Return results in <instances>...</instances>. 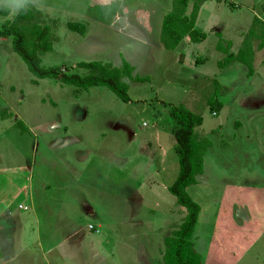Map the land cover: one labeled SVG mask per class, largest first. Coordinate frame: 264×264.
Wrapping results in <instances>:
<instances>
[{"label":"rangeland","instance_id":"1","mask_svg":"<svg viewBox=\"0 0 264 264\" xmlns=\"http://www.w3.org/2000/svg\"><path fill=\"white\" fill-rule=\"evenodd\" d=\"M253 3L251 17L264 21V1ZM243 5L242 0L206 2L196 22L205 41H182L174 51L159 41L172 0H41L40 7H28L39 11L40 24L51 31L52 50L41 55L43 67H67L68 73L84 75L76 64L99 61L121 67L126 62L134 76L148 79L123 80L128 103L106 87L75 94V87L37 79L12 50L11 38L0 36V200L14 196L15 210L19 203L29 207V183L34 196L38 179L70 191L58 182L66 178L63 172L84 168L83 184L76 188L93 209L91 215L83 213L75 199L73 208L58 205L60 213L46 223L40 214L38 224L27 211L29 220L15 231L29 230L23 231L28 234L23 250L0 232V248L11 249L15 264H57L49 262L60 259L53 254H44L45 261L37 258L31 232L34 228L35 235L37 225L41 233L45 225L60 226L66 218L69 225L84 228L92 253L106 264H164V238L185 216L168 191L179 171L169 106L179 105L203 118L195 137L208 141L203 174L187 189L201 208L192 238L195 250L203 264H264V50L253 75L236 61L225 68L215 64L224 58L214 50L216 41L226 47L240 34L234 18ZM15 15L0 17V24ZM69 22L84 23L86 35L69 31ZM259 30L246 36L249 50L264 42L263 23ZM200 58L205 62L196 64ZM78 152L87 154L86 164ZM21 214L16 210L11 219L16 222ZM10 234L17 236L13 230Z\"/></svg>","mask_w":264,"mask_h":264},{"label":"trees","instance_id":"2","mask_svg":"<svg viewBox=\"0 0 264 264\" xmlns=\"http://www.w3.org/2000/svg\"><path fill=\"white\" fill-rule=\"evenodd\" d=\"M208 1L211 0H172L171 10L163 17L160 32L159 41L165 50L174 51L182 41L194 44L205 41L206 33L197 28L196 22L200 8ZM10 13L2 9L0 17H7ZM42 20L39 11L31 7L0 24V36L11 38L12 50L24 61L28 71L37 79H54L63 85L75 87V94L80 91L86 92L92 87H106L124 103L130 101L128 85L123 81L125 78L137 83L148 81L145 77L134 76L133 68L126 62L121 67L99 61L76 64L75 69L85 70L84 75L68 73L67 67H43L41 55L52 50V36L49 26L40 24ZM66 26L71 32L81 36L86 35L84 23L69 22ZM230 46L229 42L226 47L221 42L217 43V51L225 55L218 61L217 66L225 68L236 61L247 68L248 75H252L253 53L249 50L248 43L243 42L237 54L230 52ZM263 48L264 42H261L258 49ZM247 50L250 51L248 57L245 53ZM204 62L202 58L195 61L196 64ZM169 109V114L176 123L173 139L179 171L173 184L168 187V191L177 204L185 209V216L177 229L164 238V264H203L192 242L201 208L187 191L188 187L197 184V176L203 174V156L204 150L208 148V141L198 142L195 137V129L202 125L203 118L182 105L169 106ZM17 127L20 128L21 133L27 131L21 121L17 122Z\"/></svg>","mask_w":264,"mask_h":264},{"label":"crops","instance_id":"3","mask_svg":"<svg viewBox=\"0 0 264 264\" xmlns=\"http://www.w3.org/2000/svg\"><path fill=\"white\" fill-rule=\"evenodd\" d=\"M244 5L243 7H239V11L237 13L238 17L234 18L235 23V30L236 34L240 33L238 37H232L228 40L229 43H231L230 46V52L237 54L240 51V48H242V43L246 41V36L249 34L254 33L256 30L257 32H260L259 27L260 24L264 21L260 19L258 16L252 13L251 17V9L254 7L253 0H242ZM264 1V0H262ZM248 2L249 6H245V3ZM240 3V0H239ZM253 4V5H252ZM251 5V6H250ZM203 8V6L200 8L198 17L200 15V11ZM245 8V11L242 9ZM263 8V17L264 18V3L262 4ZM238 9V8H237ZM248 11L249 13L245 14V12ZM197 17V19H198ZM248 19L246 20V18ZM231 37V36H230ZM257 43V42H256ZM260 44V43H259ZM258 44V45H259ZM182 45V44H181ZM217 41L214 44V50L216 53L220 54L221 56H225L222 52L217 51L216 49ZM253 53V60H252V68H253V74L257 72V69L259 67L255 66V61L257 62L258 53L261 52L263 49H258V46L255 48V50L251 49ZM259 60V59H258ZM218 61L220 59H215V64L217 66ZM239 63V62H238ZM239 65H242L243 69L245 70L246 74H248L247 68L241 63ZM258 66H260L258 64ZM252 74V75H253ZM262 87L261 89H263ZM88 92V91H86ZM83 92V93H86ZM78 139L75 138L74 141H77ZM65 141H68V138H65ZM79 159L81 162L86 164L87 162V154L84 152H78ZM90 167L88 166V169ZM85 169L87 167L85 166ZM83 169H76L71 168L69 170L64 171L63 173H67L66 178L62 179L58 182L61 183V186H70L72 187L70 191L68 189H61L55 190L54 188H57V184L55 183H45L44 179H38L37 183V195H33L34 188L32 187V182L28 185V206H25L27 209H19L17 204L16 210L23 212L24 214H21L20 216H17L16 222L11 219V217L16 212L14 207V196H3L4 199L0 200V232L4 235H6L7 241L9 243H16L17 245L21 246L24 245L26 241V236L28 234H23V231H29L28 228L23 229L20 232H15L17 227L22 224L26 223V220L28 221L30 216L33 215L35 218V224H38L37 219L40 214H43L44 222L46 223L48 220V217L51 215H58L60 212L56 211L57 206L59 205V208H61L63 205H68L69 207L73 208L75 205L73 204V201H76L77 207L81 210L83 213H86L88 215L93 214V209L88 203V200L84 196L83 193L79 191L76 187H81L83 183V178H80V174L82 175ZM74 173V174H73ZM71 174V175H70ZM73 175H78L77 179H73ZM20 176V175H19ZM100 181H104V178H99ZM53 187V192L51 191ZM73 190V191H72ZM99 191V190H98ZM101 193V191H99ZM43 197H40V196ZM51 195V196H50ZM50 196V198H49ZM43 198V199H42ZM54 199V200H51ZM23 206V205H22ZM31 212V215H28V212ZM10 219H9V218ZM69 220L68 218L65 219V222L60 226H47L43 227L42 233H41V226L37 225L34 231L32 229V238H33V244L36 246L37 252L36 256L38 258V255H40L41 260L45 261L44 254L49 255L53 254L56 257H59L60 259H56L54 261H49L57 263V264H106V260L104 257L99 256L97 252L92 253V239L89 238L86 242V235L84 234V228L76 223H72L71 225L68 224ZM26 225V224H25ZM9 232H7V231ZM13 230V234H17V236L13 237L10 232ZM92 230V229H90ZM55 235H58L59 238L56 240L54 238ZM52 241H57V243H52ZM46 245H45V243ZM46 246L47 250L44 249ZM44 251H43V249ZM56 248H60V252L54 253V250ZM21 249L23 250V247L21 246ZM30 250V249H29ZM28 250V251H29ZM27 250H24L22 253H25ZM32 251V250H30ZM16 257L14 254H11V249H6L4 252L3 249L0 248V264H10L14 262L15 264ZM146 261V260H145ZM149 261V259H147ZM23 264H31V263H23Z\"/></svg>","mask_w":264,"mask_h":264},{"label":"clouds","instance_id":"4","mask_svg":"<svg viewBox=\"0 0 264 264\" xmlns=\"http://www.w3.org/2000/svg\"><path fill=\"white\" fill-rule=\"evenodd\" d=\"M40 7L41 0H0V8L18 14L22 10H27L29 6Z\"/></svg>","mask_w":264,"mask_h":264},{"label":"built area","instance_id":"5","mask_svg":"<svg viewBox=\"0 0 264 264\" xmlns=\"http://www.w3.org/2000/svg\"><path fill=\"white\" fill-rule=\"evenodd\" d=\"M18 208H19V209H24V210L27 209L25 206H22V205H18Z\"/></svg>","mask_w":264,"mask_h":264}]
</instances>
